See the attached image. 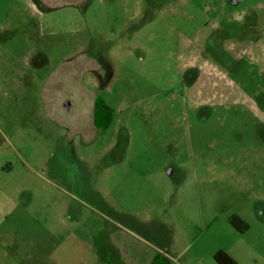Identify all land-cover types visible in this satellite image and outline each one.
<instances>
[{
  "label": "rangeland",
  "instance_id": "obj_1",
  "mask_svg": "<svg viewBox=\"0 0 264 264\" xmlns=\"http://www.w3.org/2000/svg\"><path fill=\"white\" fill-rule=\"evenodd\" d=\"M262 70L264 0H0V264H264Z\"/></svg>",
  "mask_w": 264,
  "mask_h": 264
},
{
  "label": "trees",
  "instance_id": "obj_2",
  "mask_svg": "<svg viewBox=\"0 0 264 264\" xmlns=\"http://www.w3.org/2000/svg\"><path fill=\"white\" fill-rule=\"evenodd\" d=\"M95 118L99 128L106 129L109 125L111 119V109L102 101V99L97 98L95 102ZM230 224L238 232H243L247 225L242 222V220L233 216L230 220ZM213 260L216 264H235V261L224 251H218L214 254Z\"/></svg>",
  "mask_w": 264,
  "mask_h": 264
},
{
  "label": "crops",
  "instance_id": "obj_3",
  "mask_svg": "<svg viewBox=\"0 0 264 264\" xmlns=\"http://www.w3.org/2000/svg\"><path fill=\"white\" fill-rule=\"evenodd\" d=\"M9 171H10V169H8V168H2L1 173H6V174H2V175L8 176ZM10 201H11V199L9 198V196H6L5 194H3L0 191V223L6 217L5 210H6L8 203H10ZM228 255L235 261V264H252L251 262L244 261V258H242V257H241V260L243 259L242 261H237V257L232 256L230 254H228ZM148 259H152V258L148 257ZM164 259L167 261L166 264H216L213 260V257H212V261H211V259L202 257L200 255H193V256L187 255L186 256L185 254H181L175 258H172V257L165 254ZM180 260L181 261L183 260V263H181ZM158 264H160V263H158Z\"/></svg>",
  "mask_w": 264,
  "mask_h": 264
},
{
  "label": "flooded vegetation",
  "instance_id": "obj_4",
  "mask_svg": "<svg viewBox=\"0 0 264 264\" xmlns=\"http://www.w3.org/2000/svg\"><path fill=\"white\" fill-rule=\"evenodd\" d=\"M254 61H260V60H254ZM260 63V62H259ZM259 63H257V64H259ZM260 65V67L262 66V68H263V65L260 63L259 64ZM262 73H264V71L262 70ZM97 98L98 97H96V99H95V101H94V105H93V110H92V123H93V126L96 128V129H101V128H99L98 127V125H97V122H96V118H95V110H96V106H95V102H96V100H97ZM68 103V102H67ZM67 103H65V104H67ZM261 105H262V107H256V110L257 111H262V109H263V107H264V98H262V100H261ZM65 104H64V108L66 109V110H69L70 109V105H69V107L68 108H66L65 107ZM69 104V103H68Z\"/></svg>",
  "mask_w": 264,
  "mask_h": 264
},
{
  "label": "water",
  "instance_id": "obj_5",
  "mask_svg": "<svg viewBox=\"0 0 264 264\" xmlns=\"http://www.w3.org/2000/svg\"><path fill=\"white\" fill-rule=\"evenodd\" d=\"M65 107H66V108H68V107H69V104H68V103H67V104H65Z\"/></svg>",
  "mask_w": 264,
  "mask_h": 264
}]
</instances>
